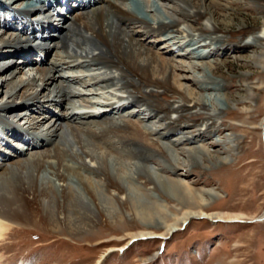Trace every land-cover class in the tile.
<instances>
[{
    "label": "bare ground",
    "instance_id": "6f19581e",
    "mask_svg": "<svg viewBox=\"0 0 264 264\" xmlns=\"http://www.w3.org/2000/svg\"><path fill=\"white\" fill-rule=\"evenodd\" d=\"M229 8L220 0H0V27L9 32L0 36V94L7 97L0 103V242L15 224L35 220L74 239L88 238L97 225L127 222L139 228L130 242L166 240L194 218L241 220L207 210L216 190L182 179L206 161L227 163L228 151L203 140L222 132L236 101L227 91L217 96L226 104H209L200 93L227 88L229 79L216 75L224 62L217 51L248 34L246 45L261 52L245 57L264 72V23L231 32ZM147 35L165 41L164 49L154 50ZM176 47L192 54L174 53ZM215 55L192 63L210 72L188 86L189 66L176 57ZM22 66L32 73L14 81ZM246 77L243 98L254 102L263 86ZM58 106L65 112L57 114ZM28 117L33 126L15 122ZM228 142L230 152L241 148L235 136ZM182 144L191 147L178 153ZM22 153L27 157L10 161ZM111 157L119 160L114 170ZM257 220L264 222V212Z\"/></svg>",
    "mask_w": 264,
    "mask_h": 264
},
{
    "label": "rangeland",
    "instance_id": "374dc122",
    "mask_svg": "<svg viewBox=\"0 0 264 264\" xmlns=\"http://www.w3.org/2000/svg\"><path fill=\"white\" fill-rule=\"evenodd\" d=\"M220 1L230 6L228 10L231 23L227 26L231 32L238 31L244 22L250 28L262 27L264 8L262 10L257 6L249 5L245 0ZM260 3L264 7V0H260ZM140 5L143 6V2H140ZM76 10L77 7L73 8V11ZM222 27H226V23L222 24ZM2 34H9L6 26L0 29V36ZM247 37L248 34H244L240 37L239 44L228 45L220 52L217 51L219 58L216 59L224 62L216 75L219 78L223 76L229 79L226 91L224 89L221 92H214L206 88L200 91L209 104L211 99L214 101L219 99L218 103L226 104L224 98L217 96L227 91L236 97L233 109L223 117L222 132H215L203 138L205 144L214 146L210 147L211 150L219 148L228 151L223 155L227 158V163L213 165L206 161L203 165L204 169H190L185 177L181 174L183 170H179V176L181 175L182 179L195 189L216 190L217 194L209 201L207 210L221 212L226 216H240V221L214 222L207 218H194L166 240L136 239L130 242L132 239L130 235L138 232L139 228L127 222L119 225H97L88 238L74 239L66 236L65 231L60 234L51 233L35 220L30 225L15 224L6 234L5 239L0 242V264H94L109 248L122 247L129 242L125 250L112 253L103 264H264V222L257 220L264 212V72L256 64L255 59L249 60L245 57L261 52L250 44L246 45L247 40L250 43ZM144 38L146 41L151 39L148 35ZM149 44L154 50L162 51L166 42L151 40ZM186 48L177 50L176 47L173 52L191 55V51H187ZM15 55L14 59L22 62L23 58L19 57L21 54L15 53ZM215 57L216 55L205 59L190 56L176 57L178 61L189 66L186 75L189 81L186 80V84L191 86L193 80L202 78L206 72H210L195 69L192 63L202 64L212 61ZM22 68L14 81L26 77L23 72L32 73L28 67L22 66ZM244 74L249 76L246 77V82L253 81L263 86L254 102L243 98L242 89L246 88ZM41 97L39 96L37 105L39 103L44 105L47 101ZM6 101L7 97L0 94V103ZM64 110L66 109L58 106L57 114H62ZM132 119L135 120L136 117ZM15 122L23 126L34 124L31 117L20 118ZM31 132L34 130L32 129ZM229 136H235L242 142L239 150L230 152L232 144L228 142ZM172 138L171 136L170 139ZM190 145L177 146L178 153L181 149L191 147ZM22 146L25 147L23 142L19 147ZM27 155L22 153L10 161L24 159ZM184 156H180V161H184ZM117 159L111 157L109 160L112 170L119 165ZM152 195L159 197L158 193ZM142 201L147 200L144 198ZM170 205L173 212L174 202ZM44 209L47 210L46 207ZM34 217L36 218V215Z\"/></svg>",
    "mask_w": 264,
    "mask_h": 264
}]
</instances>
